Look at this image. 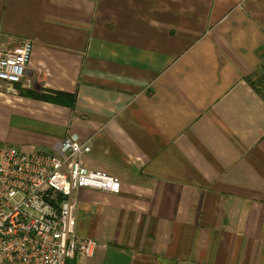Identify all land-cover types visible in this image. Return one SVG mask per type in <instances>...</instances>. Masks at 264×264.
<instances>
[{
    "label": "crops",
    "instance_id": "1",
    "mask_svg": "<svg viewBox=\"0 0 264 264\" xmlns=\"http://www.w3.org/2000/svg\"><path fill=\"white\" fill-rule=\"evenodd\" d=\"M0 36L33 44L0 144L121 183L77 193L70 264H264V0H0Z\"/></svg>",
    "mask_w": 264,
    "mask_h": 264
},
{
    "label": "built area",
    "instance_id": "2",
    "mask_svg": "<svg viewBox=\"0 0 264 264\" xmlns=\"http://www.w3.org/2000/svg\"><path fill=\"white\" fill-rule=\"evenodd\" d=\"M0 36V82L25 77L33 44ZM13 44V43H12ZM89 143L67 137L49 152L0 144V264H70L94 255L97 242L77 233V193H118L117 178L88 170Z\"/></svg>",
    "mask_w": 264,
    "mask_h": 264
},
{
    "label": "rangeland",
    "instance_id": "3",
    "mask_svg": "<svg viewBox=\"0 0 264 264\" xmlns=\"http://www.w3.org/2000/svg\"><path fill=\"white\" fill-rule=\"evenodd\" d=\"M263 76H264V66H263V68H261L259 74H257V76L254 79V82L264 92V79H263Z\"/></svg>",
    "mask_w": 264,
    "mask_h": 264
},
{
    "label": "trees",
    "instance_id": "4",
    "mask_svg": "<svg viewBox=\"0 0 264 264\" xmlns=\"http://www.w3.org/2000/svg\"><path fill=\"white\" fill-rule=\"evenodd\" d=\"M72 101H73V100H72ZM71 106H73L72 103H71Z\"/></svg>",
    "mask_w": 264,
    "mask_h": 264
}]
</instances>
